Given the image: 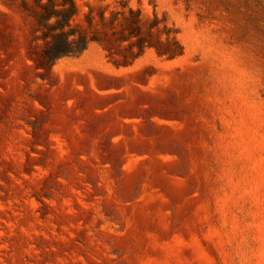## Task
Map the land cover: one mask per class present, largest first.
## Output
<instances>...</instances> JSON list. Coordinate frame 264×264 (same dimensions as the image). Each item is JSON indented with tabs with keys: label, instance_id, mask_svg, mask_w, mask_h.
Returning <instances> with one entry per match:
<instances>
[{
	"label": "rangeland",
	"instance_id": "1",
	"mask_svg": "<svg viewBox=\"0 0 264 264\" xmlns=\"http://www.w3.org/2000/svg\"><path fill=\"white\" fill-rule=\"evenodd\" d=\"M125 1L182 55L40 76L0 0V264H264V0Z\"/></svg>",
	"mask_w": 264,
	"mask_h": 264
},
{
	"label": "trees",
	"instance_id": "2",
	"mask_svg": "<svg viewBox=\"0 0 264 264\" xmlns=\"http://www.w3.org/2000/svg\"><path fill=\"white\" fill-rule=\"evenodd\" d=\"M1 3L31 22L36 42L28 46L27 57L40 76L48 73L59 58L80 54L90 43L98 44L116 67L133 64L149 49L165 59L183 53L175 31L165 21L156 14L144 17L125 0L87 3L81 16L74 0H1Z\"/></svg>",
	"mask_w": 264,
	"mask_h": 264
}]
</instances>
